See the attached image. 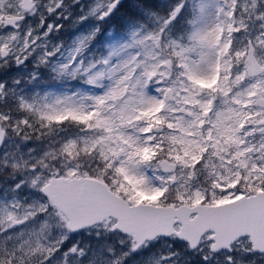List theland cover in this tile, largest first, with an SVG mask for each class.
Wrapping results in <instances>:
<instances>
[{"label": "snow or ice", "instance_id": "obj_1", "mask_svg": "<svg viewBox=\"0 0 264 264\" xmlns=\"http://www.w3.org/2000/svg\"><path fill=\"white\" fill-rule=\"evenodd\" d=\"M0 264H264V0H0Z\"/></svg>", "mask_w": 264, "mask_h": 264}]
</instances>
